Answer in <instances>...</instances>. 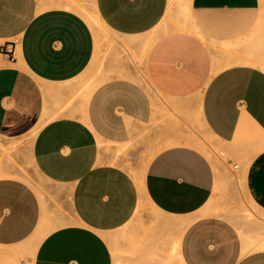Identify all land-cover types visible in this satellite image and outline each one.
I'll return each mask as SVG.
<instances>
[{
    "label": "crops",
    "instance_id": "crops-1",
    "mask_svg": "<svg viewBox=\"0 0 264 264\" xmlns=\"http://www.w3.org/2000/svg\"><path fill=\"white\" fill-rule=\"evenodd\" d=\"M78 3L0 0V137L40 122L49 185L0 176V264H264L198 146L264 229V0H92L106 36Z\"/></svg>",
    "mask_w": 264,
    "mask_h": 264
},
{
    "label": "rangeland",
    "instance_id": "rangeland-1",
    "mask_svg": "<svg viewBox=\"0 0 264 264\" xmlns=\"http://www.w3.org/2000/svg\"><path fill=\"white\" fill-rule=\"evenodd\" d=\"M78 1V10L81 15L85 19L90 18V21L94 22V24L88 22L90 26L97 33L106 36L103 26L94 18L92 0ZM142 82L144 81L142 80ZM40 126V122L32 123L25 131L0 137V176L23 178L37 190H43L49 186L48 182L35 170L29 157L32 140ZM198 146L227 175V180L222 187V198L226 200V207L221 209V213L237 226L246 249H263L264 229L258 232L252 227L254 222L261 223L262 216L252 205L242 188L241 163L236 160L229 162L231 157L225 150L222 140L207 130L200 135Z\"/></svg>",
    "mask_w": 264,
    "mask_h": 264
},
{
    "label": "bare ground",
    "instance_id": "bare-ground-1",
    "mask_svg": "<svg viewBox=\"0 0 264 264\" xmlns=\"http://www.w3.org/2000/svg\"><path fill=\"white\" fill-rule=\"evenodd\" d=\"M86 17V16H85ZM92 18V17H91ZM95 19H97V21H99V19H98V17L96 16V14H95V17H94ZM88 22H90L91 24H94V22L92 23L90 20V18H87L86 19ZM100 22V21H99ZM101 23V22H100ZM93 28V27H92ZM201 145V144H200ZM30 146V145H29ZM28 147V146H27ZM23 177V176H22ZM20 178V177H19ZM26 179H27V176L25 177ZM21 179H23V178H21ZM23 180H25V179H23ZM26 182H27V180H25ZM31 185V184H30ZM245 248V247H244ZM246 249V248H245Z\"/></svg>",
    "mask_w": 264,
    "mask_h": 264
},
{
    "label": "built area",
    "instance_id": "built-area-1",
    "mask_svg": "<svg viewBox=\"0 0 264 264\" xmlns=\"http://www.w3.org/2000/svg\"><path fill=\"white\" fill-rule=\"evenodd\" d=\"M3 53H6L10 57V60L14 59V57L12 56V52H3Z\"/></svg>",
    "mask_w": 264,
    "mask_h": 264
}]
</instances>
